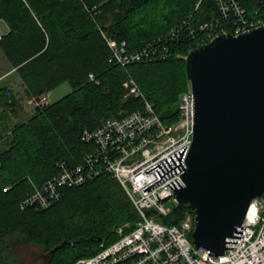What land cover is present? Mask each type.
Returning <instances> with one entry per match:
<instances>
[{"label":"trees","instance_id":"obj_1","mask_svg":"<svg viewBox=\"0 0 264 264\" xmlns=\"http://www.w3.org/2000/svg\"><path fill=\"white\" fill-rule=\"evenodd\" d=\"M200 4L195 10L197 3ZM247 15L259 12V0H240ZM96 6V13L85 9ZM0 0V21L8 31L1 51L28 97L37 98L68 83L71 92L35 113L11 131L9 148L0 154V264H19L6 253L8 238L41 247L46 264H76L95 255L100 245L117 239L116 230L140 220L124 188L109 176L66 189L46 210H21L32 184L41 186L57 172L56 163L81 162L88 146L85 130L103 119L120 118L139 109L141 99L126 98L131 79L164 124L179 120V95L188 89L184 59L173 57L126 68L109 63L101 31L129 50H138L194 13L196 24L218 17L214 0ZM257 13L255 14V12ZM183 55L188 50L175 47ZM94 80H89V75ZM19 100L0 87V112H15ZM8 188L6 191L3 189ZM264 197V196H263ZM194 216L177 204L164 224L178 225Z\"/></svg>","mask_w":264,"mask_h":264},{"label":"built area","instance_id":"obj_2","mask_svg":"<svg viewBox=\"0 0 264 264\" xmlns=\"http://www.w3.org/2000/svg\"><path fill=\"white\" fill-rule=\"evenodd\" d=\"M214 3L216 19L196 24L194 13L189 14L138 50H129L125 42H117L101 31L110 51L109 63L126 68L166 60L174 54L177 58L186 57L175 47L183 46L189 52L218 35L236 36L264 27V0H259V12L252 18L240 0H214ZM199 4L200 1L195 10ZM84 6L95 15L96 6L89 8L85 3ZM2 36L0 33V40ZM89 80H94L92 74ZM128 96L141 99L142 106L123 117L106 118L95 129L85 130L81 141L89 149L81 162L58 161L56 174L42 186H33V191L21 201L20 209H49L63 198L66 189L109 176L124 188L140 220L133 227L128 223L118 227V237L113 243L101 244L95 255L76 264H264V197L251 203L242 226L228 239L227 250L222 255L193 244L194 216L186 215L178 225L157 219L169 216L172 210L164 203L170 199L176 201L175 191L185 186L183 175L194 118L190 84L179 95V120L169 125L163 123L154 105L134 83ZM46 104V95L39 96L37 106ZM149 211L155 213L148 214Z\"/></svg>","mask_w":264,"mask_h":264},{"label":"water","instance_id":"obj_3","mask_svg":"<svg viewBox=\"0 0 264 264\" xmlns=\"http://www.w3.org/2000/svg\"><path fill=\"white\" fill-rule=\"evenodd\" d=\"M185 73L193 134L175 198L194 214L193 244L222 255L264 196V27L190 50Z\"/></svg>","mask_w":264,"mask_h":264},{"label":"rangeland","instance_id":"obj_4","mask_svg":"<svg viewBox=\"0 0 264 264\" xmlns=\"http://www.w3.org/2000/svg\"><path fill=\"white\" fill-rule=\"evenodd\" d=\"M7 31H8L7 24L3 21H0V33L4 35L7 33ZM181 59H184V61H185V57H181ZM3 61L7 62L6 58L3 56V53H2L1 48H0V63ZM6 70H7V68L3 69L1 64H0V73L2 74ZM7 76H8V78L4 79L3 81H0V87L8 86L9 81H12L13 79H15L17 75L13 71H11L8 73ZM127 83H128L127 87H129V89H128L127 93L125 94V97L131 98L130 96H128L131 85H132V83H134L135 85H137V84L132 79ZM15 89H16V87H15ZM70 92H71L70 85L68 83H64V84H61L60 86H58L57 88H55L54 90H52L50 93L44 94V95H46L48 103H54V102L60 100L62 97H64L65 95H67ZM35 99L38 100V97ZM35 99H34V101H35ZM32 186H33V184H32ZM164 204L167 208H170L171 210H173L177 206L178 203L175 201V199H170V201H166ZM8 244H9L8 246L4 247V250L6 251V253L14 255L15 260L19 264H46V262H47V259H48L47 254L43 251V249L41 247H39L37 245L28 244L18 237H16V238L13 237V239L8 238Z\"/></svg>","mask_w":264,"mask_h":264},{"label":"crops","instance_id":"obj_5","mask_svg":"<svg viewBox=\"0 0 264 264\" xmlns=\"http://www.w3.org/2000/svg\"><path fill=\"white\" fill-rule=\"evenodd\" d=\"M0 64L3 69L7 68L5 72L2 74L0 73V81H3L8 78V73L14 70H11L10 65L6 61L1 62ZM8 87L12 89L18 98L19 105L15 112H10L8 110L0 112V154L6 151L11 144L12 129L15 126L25 123L35 113L37 107V100L34 97H28L25 94L24 87L18 76L12 81H9Z\"/></svg>","mask_w":264,"mask_h":264},{"label":"bare ground","instance_id":"obj_6","mask_svg":"<svg viewBox=\"0 0 264 264\" xmlns=\"http://www.w3.org/2000/svg\"><path fill=\"white\" fill-rule=\"evenodd\" d=\"M98 126H99V125H98ZM42 185H43V184H42ZM42 185H41V186H42ZM33 186H35V187H40V186H36L34 183H33ZM33 186H32V189H33ZM251 212H252V213L254 212V207L251 208Z\"/></svg>","mask_w":264,"mask_h":264}]
</instances>
